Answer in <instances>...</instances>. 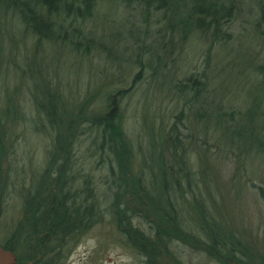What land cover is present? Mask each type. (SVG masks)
<instances>
[{"label":"trees","instance_id":"16d2710c","mask_svg":"<svg viewBox=\"0 0 264 264\" xmlns=\"http://www.w3.org/2000/svg\"><path fill=\"white\" fill-rule=\"evenodd\" d=\"M111 1L0 0V13L18 19L36 50L62 47L87 57L95 47L87 26ZM114 1L123 15L134 12L148 23H137L128 37L136 44L129 48L130 59L139 67L128 88L107 90L95 104L90 96L68 107L61 93L46 87L36 97L33 118L21 112L15 93L3 89V114L49 143L46 166L27 173L15 163L0 169V247L14 252L19 264H24L19 246L32 249L27 259L34 264H64L84 235L101 228L117 235L122 251L140 264H170L175 243L200 247L218 264H255L254 248L207 207L202 169L193 164L189 146L196 141L190 133L195 128V134L203 130L227 147L255 152V140L264 134L260 96L236 122L235 113L216 106L202 69L166 84L178 109L167 130L141 127L144 133L135 139L123 122L125 100L144 85L153 86L155 79L146 80L145 71L165 77L174 50L181 54L206 34L219 41L236 16L235 1ZM259 14L264 23V9ZM262 148L264 138L257 145ZM0 155L3 164L5 147Z\"/></svg>","mask_w":264,"mask_h":264},{"label":"rangeland","instance_id":"374dc122","mask_svg":"<svg viewBox=\"0 0 264 264\" xmlns=\"http://www.w3.org/2000/svg\"><path fill=\"white\" fill-rule=\"evenodd\" d=\"M234 1L236 16L224 27L219 41L213 42L211 34H206L195 37L181 54L176 55L174 50L175 54L166 60L165 77L160 76V71L156 76L145 71L146 80L155 79L153 86L144 85L125 100L123 122L129 135L137 139L144 133L141 127L146 126L167 130L170 117L178 109L174 95L165 87L202 69L209 76L210 91L217 105L214 104L226 114L235 113L236 122L245 115L255 95L260 96L264 108V23H260L259 14L264 9V0ZM134 16V12L123 15V8L117 7L114 0L108 2L101 17L87 26L95 47L86 57L62 47H53L48 52L44 48L36 50L18 19L0 13V152L5 147L8 154L3 164L0 160V169L15 163L21 170L26 168L27 173L46 166L49 143L47 137L34 134L25 124L18 126L3 114L6 99L3 89L15 93L13 97L19 98L21 112L33 118L36 97L46 87L61 93L68 107H75L90 96H94L91 103L95 104L107 90L128 88L139 71L130 59L129 48L136 45L135 40L130 43L128 37L134 34L137 23L148 24ZM258 122L262 124V119ZM198 131L195 134V128L191 129L196 141L189 148L193 164L202 169L207 207L248 248H254L255 264H264V148L257 149L264 134L255 140V152L249 153L242 148L227 147L224 142L209 139L207 132ZM116 238L117 235L95 228L72 248L64 264H140L138 258L122 251L124 247ZM174 247L176 256L167 258L170 264H177L178 260H184V264H218L200 247L182 243H175ZM30 250L24 246L17 248L24 264H34L27 259Z\"/></svg>","mask_w":264,"mask_h":264},{"label":"water","instance_id":"95a60500","mask_svg":"<svg viewBox=\"0 0 264 264\" xmlns=\"http://www.w3.org/2000/svg\"><path fill=\"white\" fill-rule=\"evenodd\" d=\"M0 264H19L14 252L0 247Z\"/></svg>","mask_w":264,"mask_h":264}]
</instances>
